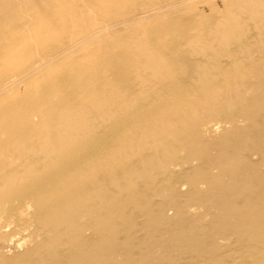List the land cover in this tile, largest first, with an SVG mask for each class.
Returning <instances> with one entry per match:
<instances>
[{"label": "bare ground", "instance_id": "6f19581e", "mask_svg": "<svg viewBox=\"0 0 264 264\" xmlns=\"http://www.w3.org/2000/svg\"><path fill=\"white\" fill-rule=\"evenodd\" d=\"M263 33L237 35L234 48L221 56L204 52L209 47L202 46L201 60L197 57L188 66H174L166 56L159 83L150 82L149 87L137 81L133 70L139 71L140 61L120 66L110 62L107 67L122 87L117 100H108L100 89L105 80L94 81L90 69L80 66L47 81L44 92L26 96L24 104L1 107L0 135L6 138L0 137V264H97L93 261L101 252L89 260V249L96 244L106 253L116 248L114 255L127 245L128 262L137 264L133 244L141 241L139 231L150 235L155 222L164 226L169 205L150 201L160 191H180L188 185L185 180L198 191L195 200L220 207L207 229L172 227L168 234L177 237L181 256L169 255V260L167 255V264H264V41L253 42ZM211 61L216 82L207 85L213 80L208 76ZM208 64V74L202 73L207 87L201 90L200 81L199 87L193 85L194 74ZM105 108L113 113L106 116ZM35 116L47 120L35 123ZM100 120L105 123L99 125ZM217 134L215 143L222 152L218 160L210 163L205 157L199 166L181 172L194 164L185 155L187 147L193 142L204 146L207 136ZM106 198H117L125 210L116 222L101 220L107 212L89 215L95 202ZM142 207L146 212L133 210ZM149 220L155 222L147 227ZM97 222L123 227L105 229ZM91 230L99 237L89 235ZM147 236L145 242L158 240ZM13 248L19 251L7 257Z\"/></svg>", "mask_w": 264, "mask_h": 264}, {"label": "rangeland", "instance_id": "374dc122", "mask_svg": "<svg viewBox=\"0 0 264 264\" xmlns=\"http://www.w3.org/2000/svg\"><path fill=\"white\" fill-rule=\"evenodd\" d=\"M243 31H247V33ZM248 31L249 34L264 32V0H0V74L7 72L8 75L6 78L0 77V108L5 105L13 106L16 103L20 105L24 104L26 96L30 94H42L47 81L50 83V81L60 77L62 73L73 72L80 66H87L88 70L90 69L89 75L94 81H98L99 79L105 80L106 85L100 89L108 100H113L121 96L122 87L117 82L114 71L111 70V67H107L110 62L114 66H120L125 61H140L139 71L133 68L138 73L137 81L141 85H146L150 82L159 83L158 76L160 74L158 73L163 72L161 66L162 63L166 62V56L170 57V61L174 66L181 64L188 66V62L190 61L201 60L203 56V54L201 56V53L204 51L202 49L207 47L209 48L205 49L204 52L207 50V53L209 52L213 55H216V53L220 55V52H223L225 55L234 48L237 35L241 34L247 37ZM245 36L241 37L245 38ZM262 36L264 37V33ZM241 37L240 39H242ZM263 37H261L262 39H258L259 36L255 38L253 41L255 45L261 44L264 41ZM38 40L40 44H38ZM169 45L171 46L168 49ZM153 53L156 56L155 58L151 57ZM195 53L196 55H194ZM76 63L78 64L76 65ZM211 64L213 70H210V72L208 67L211 69V65L208 64V66H205L207 68L203 66L204 68H199L200 72L198 70L194 74L193 81L195 82L193 85L195 83L197 85L200 81L199 85L202 83L200 85L202 86L201 90H204L208 84L212 85L216 82V78L214 80L211 76V72L215 73V66L212 61ZM69 65H71V68ZM203 72H207V74L209 72L208 76L213 79L209 81L210 83H208V80L206 81L205 75L202 76ZM1 78L8 80L3 83V79ZM203 79L205 80L203 81ZM205 81L207 85H205ZM7 84L11 85L8 86ZM199 85L197 86L199 87ZM146 86L149 87L150 85ZM151 89L152 87L148 89L147 95ZM107 108H105L106 110L104 109L106 116L113 113L110 108ZM33 120L35 123H45L47 118L35 116ZM104 121L109 122L108 119ZM104 121L100 120L99 125L104 124ZM18 122H22V120ZM54 127L57 129L59 126L55 124ZM222 133L224 132L222 131ZM181 135H183V132L180 135L176 134L175 139L182 138ZM218 135L210 138L207 136L204 139L207 140H203L204 146H197L199 142L195 143L196 145L194 142L190 144L187 147V151H185V155L194 164H187L181 169V172L199 166L205 157V159L209 158L207 162L215 163L219 155L221 156L222 154L215 143L219 138ZM0 137L6 138L4 135H0ZM206 144L209 145L206 146ZM111 162L113 163V161ZM261 172L259 171V173ZM161 178H158L157 182L163 181ZM183 182L184 184L187 182L188 185L185 184L186 187H181L180 191L179 188L170 189L167 191V194L164 191H160L161 196H155L152 198L153 201H150L152 203L167 201L169 205L165 206L166 216L163 220L165 223L161 221L164 226L161 227V225L156 224L157 222L151 220L152 224L155 222V225L153 224L152 228L149 229H153L154 231L150 230V233L148 229L150 235L158 231L156 234H159V236L156 234V236H150L147 234V231L143 233H141V230L139 231L138 235H141V241L133 244L137 246L135 247L136 255L134 256V261L137 260V262L135 261L137 264L140 261L143 264H156L155 258L162 259L161 264H167L171 255L180 259L177 257L181 256L180 246L176 240L177 237L169 235L173 232L171 229L181 228V226L186 224L191 229L204 230L209 228L213 223L215 211L220 205L214 202V204L206 206L204 203L195 200V197H197L196 192L198 193V191L192 188L188 180ZM160 184L162 185V183ZM164 184L166 185V182ZM132 197L135 196L132 195ZM132 197L130 198L132 199ZM130 198L128 202H130ZM177 199L178 201H176ZM97 201L95 205L98 207L92 210L89 209V215L101 212L110 213H106L105 218L101 219L102 221L106 220L105 222H107L113 219L112 221L116 222L117 219H121L122 213L125 212L117 198H111L108 201L106 198V200H101L103 202H100V204ZM173 202L174 206L172 205ZM103 205H105L104 208ZM148 205L145 208L147 210ZM216 206L218 207L216 208ZM133 210H135L136 214L146 212L144 208L140 209V211L134 208ZM108 217L111 219H107ZM149 221L147 227L151 223ZM114 222L105 226L100 222H97V224L102 225L105 229L123 227L121 225L119 227V224L117 226ZM184 233L186 235V232ZM89 235L95 238L99 237L98 233L92 230L89 231ZM147 235L153 238L156 237L158 240L147 239ZM145 236H147L145 238L147 239L146 242L143 240ZM129 242L127 243L130 244ZM150 242H152L151 245L155 246V249H158L151 250L154 248L153 245L150 246ZM156 243L160 246H156ZM126 246L122 247L121 252L123 253L115 254V256L113 252L116 248H112L106 253L99 251L100 245L97 246L96 244L90 247L91 250L89 249V260L101 252L102 255L99 254V257L94 258L95 260L91 259L94 260V263L131 264L133 260L132 262H128L131 256L129 249L131 247L126 248ZM123 248H126L125 250L127 251L125 252ZM18 251L16 248L11 249L7 257L14 256ZM141 252L144 253L140 255ZM108 254L109 257H107ZM167 255L169 260H167ZM143 256L145 257L143 258ZM151 256L155 257H152L154 260L150 258ZM149 260H153L154 262H149ZM165 261L166 263H164Z\"/></svg>", "mask_w": 264, "mask_h": 264}]
</instances>
